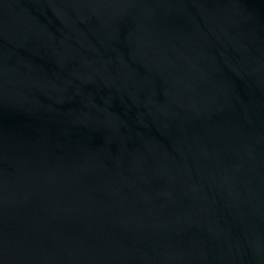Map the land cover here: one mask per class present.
<instances>
[{"label":"water","instance_id":"95a60500","mask_svg":"<svg viewBox=\"0 0 264 264\" xmlns=\"http://www.w3.org/2000/svg\"><path fill=\"white\" fill-rule=\"evenodd\" d=\"M0 264H264V0H0Z\"/></svg>","mask_w":264,"mask_h":264}]
</instances>
